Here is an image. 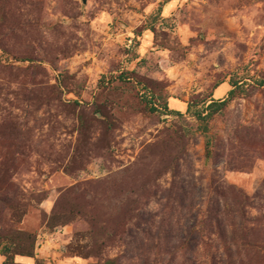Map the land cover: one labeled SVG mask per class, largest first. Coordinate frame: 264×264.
I'll use <instances>...</instances> for the list:
<instances>
[{"label":"rangeland","instance_id":"obj_1","mask_svg":"<svg viewBox=\"0 0 264 264\" xmlns=\"http://www.w3.org/2000/svg\"><path fill=\"white\" fill-rule=\"evenodd\" d=\"M0 198L7 264H264V0H0Z\"/></svg>","mask_w":264,"mask_h":264},{"label":"trees","instance_id":"obj_2","mask_svg":"<svg viewBox=\"0 0 264 264\" xmlns=\"http://www.w3.org/2000/svg\"><path fill=\"white\" fill-rule=\"evenodd\" d=\"M229 93L233 94L234 90L231 89ZM215 103H216L215 101L210 103L208 107H212L213 104ZM236 197L237 199L242 201L243 204H245V202L248 201V196L242 193L241 191L237 192ZM0 201L5 202L2 198H0ZM8 204H10V202ZM54 213H55L54 215H56L57 218H64V215H60L59 212H54ZM13 232H14L13 234L14 236L12 237L11 242L9 244H4V246L1 247V241H0L1 250L3 251L4 255L7 257L5 264L9 262V259L13 260V257L15 255L33 256V249H34L36 237L33 234L23 231L21 229L20 230L15 229L13 230ZM119 259H120L119 256L115 258H109L105 261L104 264H118Z\"/></svg>","mask_w":264,"mask_h":264}]
</instances>
